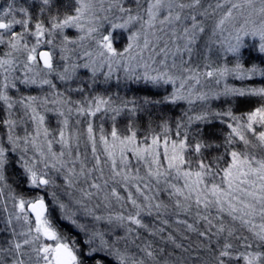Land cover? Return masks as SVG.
<instances>
[{"label":"snow or ice","instance_id":"snow-or-ice-1","mask_svg":"<svg viewBox=\"0 0 264 264\" xmlns=\"http://www.w3.org/2000/svg\"><path fill=\"white\" fill-rule=\"evenodd\" d=\"M130 2L134 7L125 0H73L74 13L63 16L57 0H8L0 9V208L6 214L0 232L9 233L0 243V264H85L83 255L101 254L116 264H264V84L249 83L264 78V67L245 66L240 58L242 38L249 35L259 38L264 53V0H225L229 7L211 36L228 24L236 27L239 17L243 22L235 43L221 45L218 59L205 56L204 64L194 56L211 3ZM225 4L217 2L214 11ZM66 28L80 35L69 39ZM117 29L127 33L122 50L113 45ZM211 36L204 40L206 52L214 51ZM70 45L84 47L82 62L73 61ZM81 68L90 72L87 83ZM121 70L126 81L171 90L133 99L88 91ZM18 83L42 91L24 95ZM240 99H255L258 106L238 113ZM182 104L176 116L161 109L158 125L149 122L141 131V114L151 118L157 106ZM120 117L127 118L123 127ZM13 164L20 169L14 182L23 177L27 194L8 182ZM62 187L68 202L61 199ZM165 193L167 200L161 199ZM101 194L94 207L85 203ZM53 205L82 242L58 230ZM101 205L106 216L97 214ZM79 214L92 222L81 223ZM129 240L136 252L128 249Z\"/></svg>","mask_w":264,"mask_h":264},{"label":"trees","instance_id":"trees-1","mask_svg":"<svg viewBox=\"0 0 264 264\" xmlns=\"http://www.w3.org/2000/svg\"><path fill=\"white\" fill-rule=\"evenodd\" d=\"M4 1L5 0L0 1V7L2 6V4L5 5ZM236 1L237 0H233V2H236ZM217 2H219L221 4H225V0H204V7L205 8L208 7L209 3H211L213 5L212 8L208 9V12H209V15L207 17L208 20L210 18H213V17H218V15L221 12L222 9H218V10L214 11L215 4ZM57 4L59 7L61 16H63V14H65V13L70 14L71 11L74 10L73 9L74 8L73 0H57ZM225 5H227V4H225ZM206 20L204 21L206 31H205V33L202 34L203 38L206 37V35L208 34L209 29L211 27L210 25H208ZM115 39H116L117 47L120 43H123V41L121 40V37H117ZM201 41H198V43H200ZM240 58L242 59L245 66L251 67L253 64H256V65H259L260 67H264V54H261L259 52V48H258L256 41H252L249 38L245 37L243 39V47L240 50ZM234 59H235V57H233L231 55L228 56L229 62H231ZM233 83H236L237 85L240 84L239 81H233ZM249 83H251L253 85L264 84V78L255 77V78H253L252 81H249ZM17 87L19 88L20 93H22L23 87L20 85H17ZM166 89L168 91H170L171 87L165 85L163 87L156 88V87H152L151 85H145L143 82L136 83V82L126 81V80L122 79V80H119V82H117V80L110 81L108 84L97 83L91 89V91L93 93L94 92H100V93L106 92L107 94L113 95L114 97L118 94L121 97L133 99V98H141L144 96H150V97H157L158 98V97L165 94ZM76 95H78V94L76 93ZM256 106H258V105H257V101L255 99H240L237 103L236 111L239 113L242 111L254 109V107H256ZM182 107H184L183 104L180 107H174V106H170V105L157 106L155 109L152 110L151 118H149L147 113L141 114L138 117V119L140 121V125H141V131L143 132L147 128L149 122L152 123L153 127H156L158 125V123H159L158 117L161 113V109L163 110V112H166L171 116H176L179 114L180 108H182ZM126 121H127L126 117H120L119 118L120 126L123 127V125L126 123ZM101 122L102 121L100 120V118L97 117L95 120V124L99 125ZM103 122H104L106 128L111 123V121L108 120L107 117H105ZM213 127L219 128L220 125L217 123V124H214ZM18 173H19V168H17L16 165L13 164L8 171V176L10 178L8 182L12 184V186L16 190V192L23 193L24 192V180H23V178L19 177V183L14 182L18 178ZM165 198H167V194H162L161 199H165ZM4 215H6V214L3 212V209H2L0 211V218H2ZM145 219L148 220L150 218H145ZM56 226L58 227V230L60 232L64 233L70 240H78V241L82 242V239L79 236V234L73 232L71 230V228H69L68 226L60 224V223L56 224ZM2 227H3V223L0 222V228H2ZM242 234L247 235L246 230H242ZM8 236H9V233L0 232V243H3L8 238ZM143 238H146V234H143L141 240H143ZM152 239L154 240V246H156V247L161 246V243L158 239H156V238H152ZM25 259H27V258L25 257ZM98 259H102L104 261V264H116V263L109 261L108 259L101 257V256H93L91 258L85 259L84 261H85V264H96V260H98Z\"/></svg>","mask_w":264,"mask_h":264},{"label":"rangeland","instance_id":"rangeland-1","mask_svg":"<svg viewBox=\"0 0 264 264\" xmlns=\"http://www.w3.org/2000/svg\"><path fill=\"white\" fill-rule=\"evenodd\" d=\"M125 2H126V6L134 7V5L131 4L130 0H125ZM4 3H5V5L2 4L0 9H3L7 5L8 0H5ZM105 6H107V5H105ZM227 7H229V5H225L224 8H222V10H221L220 14L218 15V17H213V18H210L209 20L208 19L206 20L208 25H210L211 27H210L209 32L206 35V37L200 43L197 44V52H196V54L194 56V60L196 62H198L200 64H204V63L208 62V61L205 60V56L209 57V59L212 60V61H216L218 58H217V55L215 54V50L220 49L221 45L226 46L229 42L235 43L236 31L239 28V24L243 22V18L242 17H239L237 19V21L233 22L236 25V27H233L232 24H228V25L225 26L226 27V31H224L222 34L218 33L217 36H211V33H212L213 29H214V26H215L216 22L219 20L220 16L227 9ZM258 7H259V3L257 2V8ZM244 11H245V13H247L248 10L245 9ZM73 13H74V10L71 11L70 14H73ZM100 15H103V13H101ZM105 29L106 30L108 29V25L107 24H105ZM17 30H19V26H17ZM64 34L67 35L69 37V39H75V38H77L80 35V33L75 28H66L64 30ZM112 35L114 37V39H113L114 47L117 48V49H121L122 50L123 47L127 43V33L124 32L123 30L117 29V30L112 31ZM210 36H211V39L213 41H215V43L212 45L214 51L206 52L204 47H203V44H204V40H206ZM117 37H121V40L123 41V43H120L118 45V47L116 45L117 43H116V39H115ZM245 37L249 38L252 41H256L257 45L259 46V38L258 37H253V36H250V35L249 36H245ZM245 37H243L242 39H244ZM55 43L56 44L60 43V38L59 37H57ZM91 43H92L91 41H85L84 42V47H91ZM69 47L72 48V49H75V53L72 55L73 61L82 62V61L79 60V57L82 56L83 51H84V47H80L79 45H70ZM40 50H48V48H47V46H43ZM56 51H57L56 59L58 61L59 60V50L57 49ZM261 54H264V53H261ZM147 55H148V53L146 52L145 56H147ZM60 63H62V62H60ZM78 74L80 76L84 77L85 79H84L83 82L87 83V77L90 76V72H88V70H86V69L81 68L79 70ZM116 75H119L121 77L120 80H122L123 76H124V73L121 70L120 72L114 74V77H113V79L111 81H115L116 80V78H115ZM99 79L102 81L103 80V76L101 75L99 77ZM55 82L57 83V85L60 88V90L63 91L65 86L63 84H61L60 81H55ZM75 83L76 82L73 83V87H75ZM17 85H20V86L23 87L22 88V90H23L22 94H24V95H29V94L37 95V94H40L41 91H42V90L36 88L35 86L29 87V86H26V85H23V84H19V83ZM46 90L47 89L45 88L44 91H46ZM88 91L92 92L91 89H89ZM12 92H14L13 94H16V90L15 89H13ZM78 95H76V93H72V96H73L74 99L75 98H79ZM48 118H49V123H50L51 127L55 128L57 126L55 118L51 114H49ZM80 150L82 152L84 151V144L83 143H81ZM89 159H91L90 151H89ZM132 163L135 164L136 162L133 160ZM16 167L19 168L18 165H16ZM19 171H20V169H19ZM105 171L107 172V169ZM141 172L143 174V166L142 165H141ZM55 178H56V181H57L58 184H62L63 183V177L56 176ZM81 186L87 188V185H85L83 183H81ZM29 191L30 190H29L28 186L24 183V192L23 193L27 194ZM69 191H72L74 193L75 198H77V199L80 198L81 193L79 191H76V190H69ZM59 194L61 195V199L62 200H64L65 202L69 201V197L64 195L63 187L59 190ZM6 196H7V190H6ZM101 199H102V194H101V196L99 198L94 196L91 200L85 201V203H87L89 207H94L99 202V200H101ZM165 200H167V198H165ZM48 203L52 204V201H51L50 197L48 198ZM8 207L11 208V202L8 203ZM1 210H2V208H0V211ZM119 210L120 209L118 207H114L113 208V211H119ZM107 213H108V210L105 209L103 207V205H101L100 209L97 210V214H103V215L106 216ZM51 218L54 220L55 224H59L60 223V224L66 225L69 228H71V230L73 232L78 233L79 236L81 237L82 241H83V239H84L83 235L74 226H72L69 222L61 219V213H60V211L58 210V208L55 205H53L51 207ZM78 219L80 220L81 223H91L92 222L90 217H85L82 214L78 215ZM98 226L104 227L103 222H101ZM121 231L122 230H119V229L117 230V232H121ZM113 239H115V236H113ZM193 239H195V236H193ZM142 242H143V240L137 241V243H142ZM121 247H124V241H121ZM127 247H128V249L130 251L136 252L135 245H133L130 240L127 243ZM83 251H86V249H84ZM96 256L104 257V258L108 259L109 261H112V262L116 263L115 260L113 258H111V257H106V256H103L102 254L101 255H96ZM87 258H91V257L83 255V259L84 260L87 259Z\"/></svg>","mask_w":264,"mask_h":264}]
</instances>
